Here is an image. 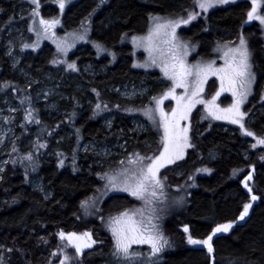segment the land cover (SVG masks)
Returning <instances> with one entry per match:
<instances>
[{
    "label": "rangeland",
    "instance_id": "374dc122",
    "mask_svg": "<svg viewBox=\"0 0 264 264\" xmlns=\"http://www.w3.org/2000/svg\"><path fill=\"white\" fill-rule=\"evenodd\" d=\"M78 1L17 0L19 8L15 22L8 24L2 37L0 34L4 56L12 68L17 66L21 58H27L31 53L35 55L43 44L50 45L54 51V58L50 64L54 71L53 76L45 75L43 82L36 84L26 77L21 81V88L30 89L28 98L19 97L16 94L19 92L12 89L13 87H9L10 93L6 92L9 89L6 88L8 85L4 80H0V175L9 162L20 167L25 174H30L37 165L38 156L44 153L56 157L60 167L68 163L72 169L75 167L79 154L88 155L94 166L98 167L96 175L98 185L93 193L81 202L79 215L81 220L93 221L96 224L92 229L78 235L89 234L95 245L84 252L82 257L71 247L69 248L72 252L59 248L58 254L45 264H85L86 253L98 246H107L106 250L114 264H159L163 255L174 249L165 231L167 221L187 207L190 192L196 189V179L211 174L206 165L192 166L185 171L184 176L182 171L175 169L184 161L187 151L191 149L190 126L193 115H199L200 122L208 125L217 124L223 130L236 129L244 137L250 138L248 144L251 149L258 147L264 149V144L258 143L264 140V137L257 138L247 134L251 133L247 130L248 124L253 121V113L245 111V108L253 94L255 75L250 48L246 41L241 37L233 38L229 34H221L220 40L213 46L212 56L204 60L194 57L197 46L184 41L180 33L191 24L199 21L206 22L208 13L215 8L248 1L251 11L253 7L256 8L254 17L251 19L259 24L264 51V22H262L264 0H227V2L193 0L191 6L181 14L173 17L152 16L142 34L124 36L121 39L120 44L127 45L131 49V68L144 74L158 73L160 78L155 81H127L116 86H107L105 90L114 97L112 107L103 101L95 102V100L85 99L82 110L89 111L90 118L101 120L107 127H110L116 111L124 113L129 117L136 134L149 132L153 134V141H145L141 149L136 146L127 149L130 146L129 143L119 137L110 141L109 145L104 142H84L80 140L78 131L74 127L77 112L67 105L70 100L67 85L75 74L94 75L95 71L88 65L79 67L72 55L79 49L88 47L94 52L96 59L107 57L111 65L117 61L112 51L92 39V23L97 15L96 12L78 25L64 27L66 9ZM201 2H206L209 6L201 8L199 7ZM61 3L64 5L63 8L60 6ZM41 21L48 23H41ZM52 21L56 23L53 24ZM241 40L244 41L243 45ZM241 52L247 54L249 66L247 73L245 77L236 78L234 83H230L231 69L239 64ZM100 71L103 70L100 69ZM181 72L190 73L183 76L185 87H175L180 79L178 74ZM17 73L20 77L23 75L20 70ZM174 75L175 78H172ZM241 81H243V87ZM73 88L80 90L83 87L75 84ZM173 89V95H168ZM193 92L197 94L193 96ZM174 96L183 97V99L178 104ZM158 101L160 103H157ZM189 101L192 102L191 106L186 107ZM238 101L242 116L237 115L233 107ZM263 101L264 91L259 104ZM38 110L44 112L45 117L50 120L53 132L57 130L60 123L67 125L69 129H65L67 138L74 137L75 140L70 149H61L59 146L54 148L50 143L34 141L31 138L24 144V153L21 155L18 152L19 145L16 143L25 126H39V139L44 131L45 137H48L47 140L53 137L50 134L51 131L47 132L43 125H39L40 122L36 118ZM161 111L168 117L169 124L175 125L170 128L174 138L167 154L173 162H167L166 157L164 166L160 167L156 173L159 184L154 180H144V191L140 195H133L137 184L147 173L148 165L164 151L167 141L165 140V121ZM174 111L176 116H173ZM182 113L186 114V118H180ZM54 116L57 118L55 119ZM217 116L221 118L217 119ZM58 119L61 122H55ZM233 119H238L240 122L233 123ZM185 128L187 132L183 133L181 130ZM176 134L181 137L178 141L175 139ZM184 136L187 137L186 143L183 140ZM178 155L180 158H177ZM216 158V153L210 152L206 155L208 162ZM168 175L176 179L183 177L175 184L170 182ZM254 176V167H249L239 182L248 197L245 205H251L242 221L247 219L257 202V197L252 193ZM30 186L45 197H49L39 180L33 176L30 178ZM114 196L130 198L133 201L132 206L116 214L104 215L101 211L103 202ZM253 196L256 197L255 200L252 199ZM241 213L238 220H241ZM130 226L135 227V232L127 231ZM95 235L101 240H97ZM132 236L143 242H132L130 239ZM69 237L72 236H64L67 242ZM61 240L65 242L64 239L61 238ZM154 242L160 247V251H153ZM186 243L191 247L205 249L212 264V255L207 245L192 244L189 243V239ZM122 244L129 245L127 254L122 251L120 247Z\"/></svg>",
    "mask_w": 264,
    "mask_h": 264
},
{
    "label": "trees",
    "instance_id": "16d2710c",
    "mask_svg": "<svg viewBox=\"0 0 264 264\" xmlns=\"http://www.w3.org/2000/svg\"><path fill=\"white\" fill-rule=\"evenodd\" d=\"M192 1L79 0L66 9L65 28L78 25L96 12L92 39L112 51L117 58L111 65L107 57L96 59L88 47L72 55L79 67L88 65L95 71L94 75L75 74L67 85L70 97L67 105L77 112L74 127L81 141L109 145L110 141L119 137L129 143L127 149L134 146L141 149L145 141H153L151 132L136 134L129 117L119 111L113 116L110 127L101 120L90 118V112L82 110L83 102L85 99L103 101L112 107L114 97L105 87L127 81L159 79L158 73L144 74L133 70L130 66L131 49L121 45L120 41L124 36L142 34L150 17L177 16L189 8ZM18 8L17 0H0L1 37L8 24H14ZM54 11L56 13V9ZM250 11L248 1L215 8L208 13L206 22L191 24L181 31L180 36L184 41L195 44L198 49L194 57L204 60L212 56L213 46L220 40L221 34L241 37L246 41L255 75L253 94L245 108V111L253 113V121L248 124L247 131L252 133V137L259 138L264 137V101L259 104L264 91V51L259 24L249 18ZM53 58V48L43 44L35 55L31 53L29 57L21 58L12 68L0 42V80L8 85L6 88L13 87L19 92L16 93L19 97L28 98L30 89L21 88V81L26 77L36 84L42 83L45 75L53 76L50 65ZM18 70L22 72V78ZM75 84L83 88L76 90L73 88ZM10 90L6 92L10 93ZM36 118L44 130L51 131L53 137L47 140L44 131L39 139V126H25L16 143L21 155L25 142L31 138L50 143L54 148L59 146L68 150L72 147L75 140L74 137L67 138V125L60 123L53 132L44 112L38 110ZM55 122L61 121L58 119ZM190 127L191 149L175 169L182 171L183 175L192 166L206 165L211 174L196 179V189L190 192L187 207L167 221L165 231L174 249L165 253L159 264H210L205 249L191 247L186 240L189 237L204 240L219 224H231L232 229L226 235L212 238V264H264V149H251L248 144L250 138L244 137L238 130H223L217 124L200 122L196 114ZM210 152L216 153L217 158L208 162L206 155ZM36 161L37 165L30 174H25L20 167L9 162L0 175V264H45L58 254L59 248L72 252L68 244L61 240V233L62 239H65L64 236L73 237L96 224L81 220L79 215L81 202L98 185V167L94 166L90 157L79 154L73 169L68 163L60 167L56 157L45 153L38 156ZM249 167L255 169L252 193L257 197V202L247 219L239 221L237 218L242 207L248 202L239 182ZM32 176L42 184L44 192L49 194L48 198L31 188ZM168 176L170 182L176 184L184 175L177 179ZM132 203L126 196L110 197L103 202L101 211L104 215L116 214L130 208ZM95 238L101 240L96 235ZM106 248L98 246L87 252L85 264H114Z\"/></svg>",
    "mask_w": 264,
    "mask_h": 264
},
{
    "label": "snow or ice",
    "instance_id": "6c2138e0",
    "mask_svg": "<svg viewBox=\"0 0 264 264\" xmlns=\"http://www.w3.org/2000/svg\"><path fill=\"white\" fill-rule=\"evenodd\" d=\"M220 2H227V0H220ZM60 6H61V8H63V6H64L63 3H61ZM208 6H209V4L206 3V2H201L199 4V7H201V8H206ZM255 12H256V8L253 7L252 11H250L248 13L250 19L254 17ZM262 22H264V20H262ZM41 23H48V22L41 21ZM52 23L55 24L56 21H52ZM243 44H244V41L241 40V45H243ZM248 67L249 66L247 64V54H246V52H241V60H240L239 64L235 68L231 69L232 75L229 77V82L230 83H234L236 78L245 77V75L247 73V70H248ZM221 71H223V70H221ZM185 74H190V73L181 72L180 74H178L180 79L176 83L175 87H185V85L183 83V76ZM172 78H175V75ZM241 86L243 87V81H241ZM200 90L202 91V89H200ZM173 93H174V89L171 92H169L168 95H173ZM196 94H197L196 92H193V96H195ZM174 98H176V97L174 96ZM176 99H177V102L179 104L180 101L183 99V97L176 98ZM157 103H160V101H158ZM191 103L192 102L189 101V104L186 107H190ZM238 106H239V101L233 107L236 109L237 115L242 116L243 113L239 112V107ZM161 116L163 117V119L165 121V123H164L165 140L167 141L165 143V146H164V151L156 159L152 160V162L148 165L147 173L143 176V179L137 184L136 190H134L133 193H132L133 195H140L144 191V180H149V179L150 180H154V181H156L157 184H159V181L156 180V173L158 172L160 167L164 166V162H165L167 154L169 153V150H170V145H171V143L173 141V138H174L173 135H172V132L170 131V128L175 127V125H170L169 124L168 117L163 113V111H161ZM173 116H176V112L175 111L173 112ZM180 118L181 119L186 118V114L182 113ZM216 118L220 119L221 117L217 116ZM232 122L233 123H239L240 121L238 119H233ZM241 127H243V125H241ZM181 131L183 133H186L187 129L185 128V129H182ZM247 134L248 135H252V133H247ZM175 139L177 141L180 140L181 139L180 135L176 134ZM183 140L186 143L187 137L184 136ZM258 143L264 144V140H260V141H258ZM177 158H180L179 155L177 156ZM167 162L171 163V162H173V160L170 157H167ZM249 179H250V177H249ZM252 199L255 200L256 197L253 196ZM250 207H251V205H245L244 206V210H243V212L240 215V219L241 220L244 219V217L248 214V210H249ZM125 215H127V214H125ZM231 227H232L231 224L220 225L217 228H215V230L213 232V235H215L216 233H219V232H227ZM127 231L128 232H135V227L134 226H130V227H128ZM185 231L187 232L188 229L185 228ZM60 235H61V238H63V233H61ZM69 239H71V237H69ZM130 239L134 243L135 242H143V241H138L135 236H132ZM211 240H212V236H209L208 239L204 240V241L193 240L191 237H189V243H192V244L203 243V244L208 246V251L209 252L212 251V245L210 243ZM88 246H90V245H88ZM120 247L122 248V251L125 254L128 253V250H129V245L128 244H122V245H120ZM152 247H153V251L154 252L160 251V247H158L155 242L153 243ZM77 251H80L79 247H77Z\"/></svg>",
    "mask_w": 264,
    "mask_h": 264
},
{
    "label": "flooded vegetation",
    "instance_id": "af4514ba",
    "mask_svg": "<svg viewBox=\"0 0 264 264\" xmlns=\"http://www.w3.org/2000/svg\"><path fill=\"white\" fill-rule=\"evenodd\" d=\"M78 238V239H77ZM67 242L66 239H64ZM68 246L71 247L72 250H77V247L80 248L78 252L79 256H83V253L88 251L89 249L93 248L95 245L94 240L89 236V234H85L84 236L75 235L68 239L67 242ZM90 245V246H88Z\"/></svg>",
    "mask_w": 264,
    "mask_h": 264
},
{
    "label": "water",
    "instance_id": "95a60500",
    "mask_svg": "<svg viewBox=\"0 0 264 264\" xmlns=\"http://www.w3.org/2000/svg\"><path fill=\"white\" fill-rule=\"evenodd\" d=\"M239 221H241V220H239ZM220 225H225V224H219V225L215 226V227L212 229L211 234H210V236H212V238H213V237H220V236L226 235V234H228V233L231 231V229H232V227H231L227 232H219V233H216L215 235H213V232H214L215 228H217V227L220 226Z\"/></svg>",
    "mask_w": 264,
    "mask_h": 264
}]
</instances>
